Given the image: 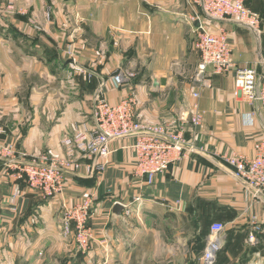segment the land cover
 I'll return each instance as SVG.
<instances>
[{"label":"crops","instance_id":"1","mask_svg":"<svg viewBox=\"0 0 264 264\" xmlns=\"http://www.w3.org/2000/svg\"><path fill=\"white\" fill-rule=\"evenodd\" d=\"M7 3L14 10H0L2 145L26 159L40 152L61 157L70 124L89 120L97 79L84 81L66 66L59 55L67 43L80 67L106 80L110 103L133 95L135 115L151 123L186 117L197 104L202 121L185 122L195 151L178 156L151 184L133 173L130 138L111 143L102 174H89L91 161L82 158L55 197L28 188L0 159V264H203L214 222L224 229L213 264H264V201L220 157L251 156L264 135L260 107L234 94L236 70L253 67L264 76V0H244L260 17L257 30L234 19L208 20L228 37L232 67L208 73L206 85L195 78L199 53L190 20L203 12L190 0H0V8ZM118 71L133 76L115 87L110 77ZM247 114L251 124L243 121ZM91 192L94 239L82 251L73 234H62L60 210ZM116 202L124 206L119 215L112 213Z\"/></svg>","mask_w":264,"mask_h":264},{"label":"built area","instance_id":"2","mask_svg":"<svg viewBox=\"0 0 264 264\" xmlns=\"http://www.w3.org/2000/svg\"><path fill=\"white\" fill-rule=\"evenodd\" d=\"M190 1L203 12L195 13L190 20L195 21V48L199 53L195 78L201 85H206L208 73L221 74L228 72L232 67V47L228 37L223 32L212 31L208 20L234 19L257 30L260 17L245 5L244 0ZM67 54L63 60H70L67 63L70 68L80 74L92 75L76 63L70 47ZM132 76L130 72L118 71L110 77V81L118 87L129 81ZM105 83L106 80L97 77L89 120L70 124L68 134L61 141L65 148L61 157H52L40 152L26 159L24 153L16 152L0 143V159L5 160L8 173L17 179H23L28 188L46 197H55L64 190L68 172L77 173L82 158L91 161L85 166L89 174H102L109 163L110 155L115 151L111 148V143L117 140L131 139L128 147L134 153L133 173L144 177L147 184L153 182L156 174L167 170L178 156L195 151L184 133L186 121L193 126L200 125L202 121V113L197 104L193 105V110L186 117L174 116L161 123H151L135 115L136 100L133 95L117 103H110L104 97ZM234 94L241 96L251 105H258L264 115V76H259L255 68L244 67L236 70ZM193 96L198 97V92H193ZM243 121L251 124V115L247 114ZM220 157L231 168L233 176L264 201V135L255 141L251 156L224 153ZM94 198L95 192L87 193L72 204H62L60 210L62 234H73L77 248L82 251H86L94 239L89 225ZM223 229L224 226L220 222L211 224L201 256L204 264L214 263L216 253L221 248ZM249 238L253 239V235Z\"/></svg>","mask_w":264,"mask_h":264},{"label":"rangeland","instance_id":"3","mask_svg":"<svg viewBox=\"0 0 264 264\" xmlns=\"http://www.w3.org/2000/svg\"><path fill=\"white\" fill-rule=\"evenodd\" d=\"M3 6V5H2ZM45 9H44V16L46 15V18H47V15L48 14H50L51 13V7H50V5H45V7H44ZM0 10H2L3 12H6V11H9V12H6V13H12L13 12V10H14V6L13 5H11V4H6L5 5V7L3 8H0ZM32 20L31 19H29V24L30 25H32ZM68 47H70L72 50H73V52H74V55H75V48L73 47V45H72V43H67L65 46H62L61 48H60V57L62 58V61H64L63 60V58H66L67 56H68V54H67V52H68ZM65 63H66V61H64ZM66 66H68V64L66 63ZM70 68V67H69ZM89 72H91V74L92 75H88L87 73H81L80 74V77L84 80V81H91V80H93V79H97V76H96V74L93 72V70H91V69H87ZM97 87V86H96ZM93 94H94V91H93ZM203 262V261H202ZM143 264H144V262H143ZM203 264H204V262H203Z\"/></svg>","mask_w":264,"mask_h":264},{"label":"water","instance_id":"4","mask_svg":"<svg viewBox=\"0 0 264 264\" xmlns=\"http://www.w3.org/2000/svg\"><path fill=\"white\" fill-rule=\"evenodd\" d=\"M68 62H70V60H67L66 63H68ZM122 210H124V206L121 203H119V202L114 203V205L112 207V213L113 214L119 215Z\"/></svg>","mask_w":264,"mask_h":264},{"label":"trees","instance_id":"5","mask_svg":"<svg viewBox=\"0 0 264 264\" xmlns=\"http://www.w3.org/2000/svg\"><path fill=\"white\" fill-rule=\"evenodd\" d=\"M220 251V250H219ZM219 251L216 253V256H217V254L219 253Z\"/></svg>","mask_w":264,"mask_h":264}]
</instances>
